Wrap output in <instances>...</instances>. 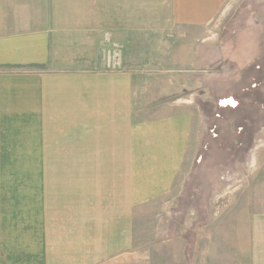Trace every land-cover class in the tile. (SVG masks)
I'll list each match as a JSON object with an SVG mask.
<instances>
[{
	"label": "crops",
	"instance_id": "0c3cea01",
	"mask_svg": "<svg viewBox=\"0 0 264 264\" xmlns=\"http://www.w3.org/2000/svg\"><path fill=\"white\" fill-rule=\"evenodd\" d=\"M229 1L0 0V264H140L136 208L173 189L207 109L237 106L201 66ZM248 221L264 264V209Z\"/></svg>",
	"mask_w": 264,
	"mask_h": 264
},
{
	"label": "rangeland",
	"instance_id": "374dc122",
	"mask_svg": "<svg viewBox=\"0 0 264 264\" xmlns=\"http://www.w3.org/2000/svg\"><path fill=\"white\" fill-rule=\"evenodd\" d=\"M208 34L218 55L201 66L237 106L207 109L173 189L136 208L140 264H250L248 217L264 209V0H230Z\"/></svg>",
	"mask_w": 264,
	"mask_h": 264
},
{
	"label": "built area",
	"instance_id": "2783aa9c",
	"mask_svg": "<svg viewBox=\"0 0 264 264\" xmlns=\"http://www.w3.org/2000/svg\"><path fill=\"white\" fill-rule=\"evenodd\" d=\"M111 64H112V62H111Z\"/></svg>",
	"mask_w": 264,
	"mask_h": 264
}]
</instances>
